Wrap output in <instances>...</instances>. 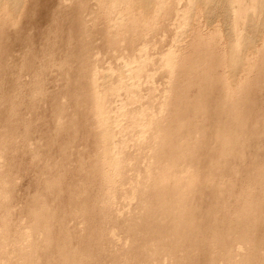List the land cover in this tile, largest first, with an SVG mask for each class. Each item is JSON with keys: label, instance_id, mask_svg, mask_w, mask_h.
<instances>
[{"label": "bare ground", "instance_id": "obj_1", "mask_svg": "<svg viewBox=\"0 0 264 264\" xmlns=\"http://www.w3.org/2000/svg\"><path fill=\"white\" fill-rule=\"evenodd\" d=\"M79 1L58 0L59 8L47 20L56 31L69 28L60 36L68 57L58 52L59 41L41 29V58L26 48L24 63L13 48L8 53L0 45V264H264V153L255 175L239 168L264 136V113L257 105L264 76L256 63L264 57L259 52L264 47H258L264 39V0L219 2V17L228 27L238 26L225 31L221 57L198 38L192 56L178 64L170 59L172 67L180 68V78L167 117L163 104L157 114L144 106L133 108L134 113L126 108L127 102L142 98L135 87L141 86L138 80L148 62L142 45L136 47L138 66L129 65L136 49L134 25L148 20L143 12L133 15L135 0H98L107 17L119 11L130 17V23L128 18L118 21L120 35L107 47L128 51L122 53L128 55L130 71L125 67L121 82L141 76L131 86L125 84L126 92L122 88L125 101L114 89L117 97L110 104L122 101L116 109L107 105L106 79L99 83L102 68L90 57L94 39L85 36L93 10L84 11ZM149 1L158 9L163 4ZM233 1L239 5L233 7ZM12 2L13 9L0 0V15L21 12L25 0ZM15 45L24 48L22 40ZM60 55L63 59L56 60ZM49 65L65 80L62 93L53 95L51 87L43 86ZM252 74L261 79L258 87L252 84L256 81L249 83ZM45 103L51 104L54 117L48 133L37 125L47 122L34 118L37 105ZM79 120H87L81 123L85 132ZM133 128L141 135L131 145ZM80 131L83 139L87 132L90 146H82ZM21 174L29 177L30 188L37 186L34 193L18 185Z\"/></svg>", "mask_w": 264, "mask_h": 264}, {"label": "rangeland", "instance_id": "obj_2", "mask_svg": "<svg viewBox=\"0 0 264 264\" xmlns=\"http://www.w3.org/2000/svg\"><path fill=\"white\" fill-rule=\"evenodd\" d=\"M12 1L13 0H5V2L8 3L7 5H9V7H12V9H13V5H15L16 3H14L15 1L14 2H12ZM140 1H142V2H140ZM146 1L149 2V4ZM191 1H192V3L190 2V0H163L162 2L164 4V6L162 4L161 7H159V9H158L157 6H156V8L154 7L153 3L150 5V1L149 0H135V3L138 2L140 4H135L134 3V6H133L134 9L132 11L134 13L136 12L135 13L136 15L134 13H133V15L137 16V14L139 13L138 16H140V12H143L145 18H147L148 20L145 21L144 16H143V20L145 21L144 24L141 21L142 26H141L140 22L139 23L136 22L137 25L136 24L134 25V27L138 31V32L135 33L136 35L134 34L135 35L134 39L137 40L135 42L134 46L136 48L138 46L140 47V46L143 45V47L145 49L143 54H145L146 59H147L148 62H147L146 67H145L146 71L144 70L146 73L144 72L141 75V76H143L142 79H141V76L139 78V76L136 77V75L133 76V78L134 77L135 78L134 79L132 78V80H131L132 76L129 75V77H127V78H129L127 80H130V82L131 81H133V82H138V81L141 82V84L139 83L141 86L137 85L138 88H137V86L135 87V92L136 93L139 92L138 93V94H140L139 96H141L143 94L142 98L140 97V101H137V102L136 101H132V102L130 101V103L127 102L128 105H126L127 106L126 108L131 110L133 113L136 110V108L137 109L138 108H143V106H144V107H147V108H144L146 111L147 110L150 111V108H151V110L153 109L152 110L153 113L157 114L158 111H160L159 109H161L160 105L163 104L164 106H166V107H164L165 109L168 107L166 109V112L164 111L165 109L163 110L164 111L163 115H165V113H166L165 117H167V113H170L169 108L171 110L172 107L175 106V102H176L177 98L174 99V97H175V94H176V97H178V93H177L176 89H174V86L176 84H178L179 78H180L179 75H178L179 71H180V68L172 67L171 66L172 63L170 62L171 61L170 59L174 58L177 61L176 64H178L179 60L181 61L182 59H186V58L192 56L193 53L195 52L194 46L196 45V43H197L196 39H198V38H202L203 41H205L207 43L206 46H208L209 49H212V51L217 55V57H221L223 55V53H225L224 52L225 49H223V48L226 47V45H224V44H227V43H225L226 42L225 40H227V38H228V33L225 32V31L228 30L227 28H229L231 26H234L235 29L238 28V26L236 24L229 25V27H228V25H226L224 23V21H225L224 18L219 17L221 15L220 14L221 9H219L218 7H220V3L219 2H222V0L210 1L209 2L210 5L208 4L207 1H206L207 2V5H206L205 0H191ZM197 1L200 2L199 3L200 5L197 4L198 3ZM32 2H34L35 4L34 3L32 4ZM79 2L78 3H79L80 6H81L82 3L85 6V7H81L84 11H86V10L89 11L90 9L93 10L92 15H87V17H88L87 18L88 19L87 20V25H88V29L89 30L87 32H85V36H87V38L89 40H93L94 39L95 47L94 48L92 47V49H94V50H92V52H90V57H91L92 61H96L95 62L96 64H97V61H99L98 62V64H100L99 68L100 69L102 68V70L100 71L101 73L99 72L98 77L99 76H101V77H99L100 80H98V81H99V83L102 84V81L104 79H106L107 89L103 88L102 90H104V93L107 91L106 92V98L108 97V100H107L108 104L107 105L109 107H110V105L112 107L114 106V109H116V106L118 107L122 103V101L120 100L119 103L118 102H116V103L113 102V103L110 104L111 100H113V99H115L117 97L115 95V94H117L116 91L120 90V91H118V93L122 96L121 99H123L125 101V96H126L125 92L127 90L126 87H127V85L131 86V84L133 82L130 83L129 81H127V83L129 82L130 84L129 83L126 84V80H125L126 77L125 78L123 77L124 81L121 82V78H122V75L124 74V72L127 73V72L130 71V70H128L129 69L128 65L126 64L127 62H129L128 61L129 58L127 57L128 55L126 57H124L125 54H128V51H126V52L122 51V50H124L123 47H122L123 46L122 44H119V46H118L119 47L118 49H120L122 47L120 49L121 51L120 50H116L113 47H109V48H107V47L112 43L114 38H117V36H118L117 34H119L118 31H117L118 27H116V24H118V21H120L123 18L124 19H126V18L129 19L130 18L129 14H127L124 11H119V12L115 13L112 17H107L105 14H103L102 12L99 11V9H98V0H80ZM46 3H48V4L46 5ZM145 3H147V4H145ZM37 4L41 5V6H38ZM201 5H202V7H201ZM214 5H217V8L214 9ZM232 5H233V7H237L239 4H238L237 1H233ZM205 6H207L208 8L210 7V8L209 9L207 7L205 8ZM153 7L155 9H152ZM28 8H29V10H28ZM58 8H59L58 0H48V1L47 0H33V1L32 0H25V2L23 4V7L21 9V12H19L18 15L11 16L10 14L6 15L4 13H1L0 21L2 19H4V18H8V17H10V18L6 19L5 22L4 21L0 22V38L2 37L1 38L2 42L0 41V45L6 51H8V53L13 48L12 51L14 52L15 55H18L19 57L23 56L24 53H26V51L28 52V50L32 47L33 49L32 48L31 49L35 52V54L37 53L39 58H41V53H39L41 51L40 47H42V40L40 38V36L42 34L40 32V29H41L43 32L45 31V33H47V37L51 33V37L50 36L48 37L49 39L51 38L50 40L55 38L56 40L59 41V46H57L58 47V52L60 51L59 52L60 54H62L63 56L65 54V57H68L70 55V53H68V51L66 50L67 47H65L62 44V41H65V38L62 39V38H60V36L63 33L67 34L69 28L68 27H59V31H56L55 27L53 28V26L48 25L49 24L48 21L50 19L48 17H50L51 14L53 16L52 12H55ZM68 8L71 9V6H69V7L66 6L65 13L69 14V15L71 14L70 16L72 17L73 16L72 15V11L69 10ZM31 9H33L35 11H33ZM40 9H42V10H40ZM255 9H257V8H255ZM255 11H256V13H254ZM255 11L253 12V15L256 16V14L258 13V15L256 17L259 20V17H260L259 12L260 11L258 9L255 10ZM199 13H201V14H199ZM49 14H50V16H49ZM73 14L75 16H77V12H75ZM192 14H195V15H192ZM215 14H216V16H215ZM84 15H85V13H84ZM217 15H218V17H217ZM205 16H207V17H205ZM255 16H253V17L255 18ZM15 17H17V18H15ZM213 18H214V20H213ZM57 19H58V21H60L61 18L59 16H57ZM128 19H126L127 23H130V19L129 20ZM206 19H207V21H206ZM15 20H16V22H15ZM210 20H213V21L211 22ZM225 22H227V21H225ZM30 23H32V25ZM38 24H40V25H38ZM138 24H140V26ZM22 25H25V26H22ZM72 27L75 28L74 25ZM239 27H241V26H239ZM217 28H218V30H217ZM32 29H34V30H32ZM51 29H52V31H51ZM115 30L117 32H115ZM133 30H134V28H133ZM244 31H245V29H244ZM23 32H25V33L23 34ZM20 33H21V35H20ZM75 33H76V31H74V34ZM101 33H103L104 36H101L102 35ZM137 33H139L140 35L139 34L137 35ZM122 34H125V32L122 33ZM225 34H227V36H224ZM114 35L115 36L117 35V36L115 37ZM220 36L223 37V38L221 39ZM26 37H28V38L26 39ZM58 38L61 40V42H60V40ZM18 40L19 41L22 40V44H23L24 48H22L21 46L15 45ZM74 40H77V38L75 37ZM38 41H39V43H38ZM262 44L264 45V39H261L258 42V47L260 49H262V47H264V46H262ZM61 45H62V47H61ZM139 47H138V49L141 48V47L140 48ZM136 49L134 51L138 50V49L137 50ZM2 50H0V51H2ZM114 51H117V52L115 53ZM118 51H120V52H118ZM134 51H133V53H135V54L132 55V53H131V55H130V56H133L134 58L131 57L130 58L131 64H129L130 62L128 63L131 66V68L133 66V69H134V67L136 68V64L134 65L133 63H136L138 61L139 56H140V55H138L139 54V50L137 51V53L134 52ZM22 52H24V53L22 54ZM122 52H124L125 54H123ZM205 52H206V49H205ZM259 52L262 53L263 56H264V48L262 50H259ZM35 54H34V56H35ZM62 55H60V57L58 59H56V60L63 59ZM263 58L264 57L258 58L257 62H256L257 63V67L260 65L259 68L262 71V73H261L262 76H264V70L261 68V67H263L262 65L264 64V62H263L264 59ZM27 59H28V57L26 58V56H23V57H21L20 60L25 63V61ZM132 59L133 60L135 59L134 62H132L133 61ZM122 60H124V62ZM138 63L139 62H137V66H138ZM122 66H123V69H122ZM54 67L55 66H52V65L50 66L49 65V68L46 71H44V73L42 74L43 86L45 88L46 87H48V88L51 87L52 89H49V90H51L53 95H55V93H57L59 91H60L59 93H62V91H64V89H65L64 88L65 80H64L63 77L58 75L59 71L57 70L56 67L55 68ZM125 67H127V70L125 69ZM173 68H175V69H173ZM220 68H221V66L218 68L217 73L222 75L224 73H223V71H221L222 68L221 69ZM119 69H120L121 72H119ZM124 70H126L127 72L124 71ZM51 72L54 73V74H52ZM126 75H124V76H126ZM44 76H45V78H44ZM252 76H251L252 79H250L251 81L249 80V83L250 82L252 83V82L256 81V83H252V84H254L255 86L257 85L256 87H258V84L261 81V79H257L256 78V80H255L256 76H254L253 74H252ZM76 77L77 76H75L74 79ZM98 77H97V79H98ZM137 78H139L141 80H138ZM119 84H122L121 87H120ZM125 84H126V87H124ZM61 85H63V87H61ZM118 85H119V87H117ZM122 88L125 90V92H123ZM128 88H130V87H128ZM262 89H264V82L261 83V85L257 89V95L259 97L258 100H257V105L259 104L258 105V110L262 111L264 113V104L262 105V103L264 102V90H262ZM55 90H57V91H55ZM154 90H157V91H154ZM148 92H149V94H148ZM110 95L113 96V98ZM164 96L166 97L165 100H164ZM142 99H144V100H142ZM166 100H168V102ZM172 102H174V104H172ZM146 103H147V105H146ZM51 104H52V102H51ZM51 104L49 106L50 108L46 107V106H48V103H45V104H42V105H37V108H36L37 110H36L35 115H34L35 119H37V117H38V122H39V120L47 122L46 124H37L38 125V130L39 131L43 130L45 133L46 132L47 133L51 132L52 129H53L54 119H52V118H54V117H53V114H52L53 110H52ZM129 104H131L132 106L129 105ZM140 104H142V106ZM168 104H170V106ZM44 105H46V106H44ZM71 106H73V105L71 104ZM148 106H150V107H148ZM155 109L158 110V111H156ZM51 111H52V113H51ZM152 111H150V112H152ZM132 112H130V114ZM49 113H50V116H49ZM42 116L44 117V119H42L43 118ZM51 116H52V118H51ZM168 116H169V114H168ZM119 117H121V116H119ZM83 118L86 119L85 115H84ZM121 119H123V118H121ZM51 121H53L52 124H51ZM81 121H83V120H81ZM81 121L79 120V126L81 125V128H83V129H80V130L85 132L86 128H84L83 125H82L84 122H81ZM35 122L38 123L36 120H35ZM86 122H87V120H86ZM48 126H50L51 128L48 127ZM133 129L136 130V128H133ZM133 129L131 130V133H130V136H131L130 139H129V141L131 140L129 142L130 144L131 143L132 144L135 143L136 140L138 142L139 138H140V135H141L139 133V131H140L139 128H137L136 131H134ZM82 131L79 132V136H80L79 140L81 139L80 143H82V146L85 144L83 147L90 146L89 137L86 139L87 132L85 133L86 137L83 139ZM132 133H133V135H132ZM134 136H135V138H134ZM132 138H134V139H132ZM262 140H263V143H262ZM85 142H87V144ZM137 142H136V144H137ZM87 148H90V147H87ZM250 149H251V151H250ZM131 150H132V148H131ZM54 152H56V150H54ZM249 152H250V154L246 155L247 156V158H246L247 162L244 163V166L239 167V168L240 169L241 168L245 169L246 172L249 170L250 173L255 175L256 173H258V169H259V165H260L259 163L263 160V159H261V156L264 153V136H262L260 138V144L258 146L255 145V146H253V148H249ZM135 154H138V153H135ZM254 166H256V167H254ZM255 168H256V170H255ZM253 171H256V172L253 173ZM70 174L71 173H69V176H70ZM21 176H22V178L19 179V184L18 185H20L21 188L22 187L23 188L29 187V184H28L30 182L29 181L30 179H28L29 177L23 176L22 174H21ZM26 181H27V183H26ZM23 183H24V186L22 185ZM34 185L32 184V188L29 187L30 188V193H34L35 192V187H37V186L36 185L34 186ZM239 187H240V185H239ZM257 191H258V189H257Z\"/></svg>", "mask_w": 264, "mask_h": 264}]
</instances>
